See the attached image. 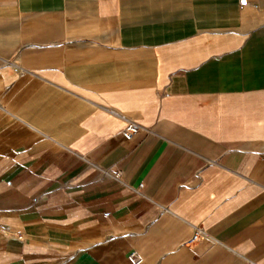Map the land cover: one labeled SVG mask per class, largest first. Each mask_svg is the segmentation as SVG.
<instances>
[{"label": "crops", "instance_id": "0c3cea01", "mask_svg": "<svg viewBox=\"0 0 264 264\" xmlns=\"http://www.w3.org/2000/svg\"><path fill=\"white\" fill-rule=\"evenodd\" d=\"M0 264H264V0H0Z\"/></svg>", "mask_w": 264, "mask_h": 264}, {"label": "built area", "instance_id": "2783aa9c", "mask_svg": "<svg viewBox=\"0 0 264 264\" xmlns=\"http://www.w3.org/2000/svg\"><path fill=\"white\" fill-rule=\"evenodd\" d=\"M139 124L134 121H128L125 130H124V136L127 137L128 139H131V137H133V135L138 131L139 129ZM120 175V171L117 172V176ZM203 234V230L201 228L196 229L195 234L193 235V237L189 240V244H196L200 238L201 235Z\"/></svg>", "mask_w": 264, "mask_h": 264}]
</instances>
